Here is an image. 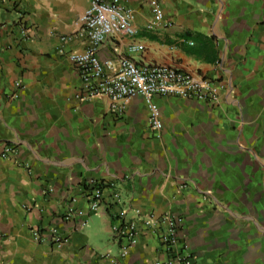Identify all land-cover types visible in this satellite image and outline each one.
Wrapping results in <instances>:
<instances>
[{"label": "crops", "instance_id": "0c3cea01", "mask_svg": "<svg viewBox=\"0 0 264 264\" xmlns=\"http://www.w3.org/2000/svg\"><path fill=\"white\" fill-rule=\"evenodd\" d=\"M90 1L0 0V264L164 262L160 229L143 219L166 214L183 216L176 250L196 264H264V0H108L131 11L137 34L109 37L102 61L173 66L218 92L216 104L155 96L158 132L141 96L120 112L84 99L69 55L88 48ZM92 183L103 208L68 218L87 213ZM113 211L140 230L126 259Z\"/></svg>", "mask_w": 264, "mask_h": 264}, {"label": "built area", "instance_id": "2783aa9c", "mask_svg": "<svg viewBox=\"0 0 264 264\" xmlns=\"http://www.w3.org/2000/svg\"><path fill=\"white\" fill-rule=\"evenodd\" d=\"M20 38L24 41L30 39L29 28L25 24H18ZM134 18L131 11L122 4L108 0H91L86 11L84 24L79 35L88 39V48L82 53H71L69 59L75 66L81 80L84 99L107 97L112 101L113 111L120 112L123 103L133 97H143L151 109L150 125L155 132L162 129L158 113L152 105L155 96H175L216 104L218 92L214 84L207 78L190 72H185L173 66L157 63L137 64L130 58H122L116 67L112 60L102 61L99 51L109 37L125 35L136 36ZM67 43L73 36L61 38ZM142 46L132 47V52L142 51ZM17 86H20L18 84ZM13 149L8 147L3 152L5 158L11 155ZM86 189L89 208L85 211L68 210V218L86 216L97 213L104 206V186L101 183H92ZM112 210V209H111ZM137 214H140L139 212ZM116 223L112 226V239L120 246V258L126 259L138 242L140 230L135 220H127L123 211L114 214ZM145 227L160 229L159 241L165 251L164 262L154 264H196L195 258L183 246L179 251L178 233L183 223L181 214H166L159 219H143ZM51 243L61 247L66 241L57 230L51 229ZM43 234L35 233L36 239L41 240ZM115 261V260H114Z\"/></svg>", "mask_w": 264, "mask_h": 264}]
</instances>
